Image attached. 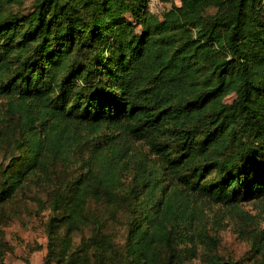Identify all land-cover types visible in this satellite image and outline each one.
<instances>
[{"label": "trees", "instance_id": "16d2710c", "mask_svg": "<svg viewBox=\"0 0 264 264\" xmlns=\"http://www.w3.org/2000/svg\"><path fill=\"white\" fill-rule=\"evenodd\" d=\"M24 1L0 0V142L13 146L0 208L29 177L79 163L50 206L66 238L86 223L89 200L132 201L130 255L158 264L166 247L160 264H172L173 234L196 199H264V0H179L161 17L147 0L10 10ZM129 138L150 153L137 156Z\"/></svg>", "mask_w": 264, "mask_h": 264}, {"label": "rangeland", "instance_id": "374dc122", "mask_svg": "<svg viewBox=\"0 0 264 264\" xmlns=\"http://www.w3.org/2000/svg\"><path fill=\"white\" fill-rule=\"evenodd\" d=\"M33 2L25 0L12 5L10 10L28 14L34 9ZM164 2L166 9L180 3L179 0ZM141 29V25L136 27L137 32ZM100 52L108 56L107 51ZM234 97L228 95L225 102L230 103ZM127 142L137 156L150 153L144 141L129 138ZM12 150L9 139L0 142V163ZM80 171L79 163H58L51 170V179L38 181L34 176L29 177L14 197L4 203L0 208V261L44 264L50 254L51 264H137L128 251L129 231L139 216L134 202L129 205L89 200L86 223L71 233L70 239L66 238L65 225L53 221L55 214L50 206L63 174L73 180ZM131 178L132 174L126 175L127 187ZM125 192H122L124 196ZM95 234L96 243L91 244L90 238ZM172 241V264H213L221 260L264 263V199L234 205L213 203L203 197L196 199L188 207ZM157 251L158 264L168 260L166 247H158Z\"/></svg>", "mask_w": 264, "mask_h": 264}, {"label": "built area", "instance_id": "2783aa9c", "mask_svg": "<svg viewBox=\"0 0 264 264\" xmlns=\"http://www.w3.org/2000/svg\"><path fill=\"white\" fill-rule=\"evenodd\" d=\"M147 7L151 13L159 17L162 16L166 9L164 0H147Z\"/></svg>", "mask_w": 264, "mask_h": 264}]
</instances>
